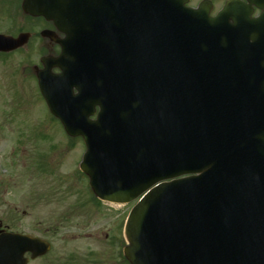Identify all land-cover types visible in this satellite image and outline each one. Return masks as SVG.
<instances>
[{
    "label": "water",
    "instance_id": "water-1",
    "mask_svg": "<svg viewBox=\"0 0 264 264\" xmlns=\"http://www.w3.org/2000/svg\"><path fill=\"white\" fill-rule=\"evenodd\" d=\"M185 2L26 0L27 14L66 35L42 33L62 55L41 60L40 89L67 133L84 137L81 167L99 199L145 195L125 227L131 264H264V41H230L264 38V0L247 27L226 20L234 4L211 18ZM28 41L0 35V52ZM50 249L4 234L0 264Z\"/></svg>",
    "mask_w": 264,
    "mask_h": 264
},
{
    "label": "rangeland",
    "instance_id": "rangeland-1",
    "mask_svg": "<svg viewBox=\"0 0 264 264\" xmlns=\"http://www.w3.org/2000/svg\"><path fill=\"white\" fill-rule=\"evenodd\" d=\"M11 25L1 13L0 32L29 31L26 23ZM33 51L31 45L27 60L23 53L0 57V175L9 174L11 167H27L18 170L23 175L19 186L3 185L0 218L52 244L46 257L30 264H75V258L90 262L95 257L104 264H121L120 250L109 254L111 240L116 244L122 238L123 246L122 228L131 205H95L89 201L88 180L78 175L72 179L86 147L80 139H67L60 122L51 117L33 73L32 68L41 66ZM27 136L28 145L22 146L19 139Z\"/></svg>",
    "mask_w": 264,
    "mask_h": 264
},
{
    "label": "flooded vegetation",
    "instance_id": "flooded-vegetation-1",
    "mask_svg": "<svg viewBox=\"0 0 264 264\" xmlns=\"http://www.w3.org/2000/svg\"><path fill=\"white\" fill-rule=\"evenodd\" d=\"M228 1L229 0H190L188 5L190 7L196 8L202 2H204L209 7V9L211 10V15L215 16L217 13H219L223 9V7L225 6V4ZM240 1L244 2L246 5H250V3L247 0H240ZM24 3H25V0H0V20H1V13H5V19H6L7 23L12 24L11 26L19 25V23H26L27 25H29V31H26L24 33L30 34L29 44L27 46L23 47L22 49H20L18 51L9 53V54H6V53L0 54V57L6 56L8 58H11L17 53H21V54L23 53V54L27 55L26 56V60H27L28 59L27 57H29V49L32 45V47L34 46V48H35V51H33V52L35 54H37L39 60H41L43 57L58 58L61 54V46L49 38H44L42 36V32L45 30L55 32L56 37L59 39L64 38V34L57 31L53 22H49V21L45 20L44 18H36L35 19L34 17L27 15L24 12V8H23ZM260 13L261 12L258 9H255L254 14L252 16L256 17ZM111 16H113V14H111ZM16 32H17V30H12L10 28V30H8L7 32H0V34L3 33V34H7V35L17 37L19 34L15 35ZM27 68H29L28 62H27ZM54 72L58 73L59 71L55 70ZM27 138H28V136L26 137L25 140L23 137H21V139H19L20 144L22 146L28 145L27 140H29V139H27ZM19 168H21L22 171H25L27 169V167H11L12 171L9 174H11L13 172L14 177L12 175H9L7 172H6V174L0 175V198L2 196L1 190L3 189V185L5 184V182H8L9 184L13 183V188L19 186L18 185L19 182H23L21 179L23 175L21 177H19V171H18ZM42 168L43 167H38V171H41ZM72 172H73L72 175L74 176V177H72L73 180H74V178H76L75 177L76 175H78V177L82 176V173L80 171V167H77L76 171L74 169ZM7 177L9 178V180L5 181L4 178H7ZM26 178H28V177H26ZM76 182H78V180ZM88 184H89V181H88ZM62 193H65V191L62 190ZM89 193L91 194V191ZM89 201L93 202V199L90 198ZM5 232L26 234L25 232L15 230L10 225L5 224L4 220H2L0 218V235L5 233ZM108 235H107L106 239H108ZM111 244L112 245H111V249H110V253H109L110 256L113 255V253H112L113 250L118 249V252H119V250H120V252L117 255L122 260L121 264H126L125 261L122 259V254H121L122 248H121L120 243L116 242V244H114L113 239H112ZM101 262L102 261H100V263ZM104 263L105 262H102V264H104Z\"/></svg>",
    "mask_w": 264,
    "mask_h": 264
},
{
    "label": "bare ground",
    "instance_id": "bare-ground-1",
    "mask_svg": "<svg viewBox=\"0 0 264 264\" xmlns=\"http://www.w3.org/2000/svg\"><path fill=\"white\" fill-rule=\"evenodd\" d=\"M154 73V72H153ZM159 83V82H158Z\"/></svg>",
    "mask_w": 264,
    "mask_h": 264
}]
</instances>
